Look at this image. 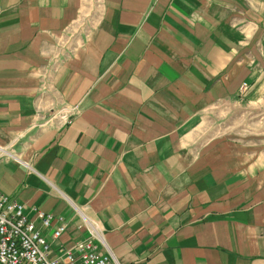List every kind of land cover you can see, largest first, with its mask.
<instances>
[{"label": "crops", "instance_id": "obj_1", "mask_svg": "<svg viewBox=\"0 0 264 264\" xmlns=\"http://www.w3.org/2000/svg\"><path fill=\"white\" fill-rule=\"evenodd\" d=\"M100 1L0 0V192L59 264H264V0Z\"/></svg>", "mask_w": 264, "mask_h": 264}, {"label": "built area", "instance_id": "obj_2", "mask_svg": "<svg viewBox=\"0 0 264 264\" xmlns=\"http://www.w3.org/2000/svg\"><path fill=\"white\" fill-rule=\"evenodd\" d=\"M100 0H91L89 15L92 9L100 6ZM85 21L89 26L91 17ZM244 88V87H242ZM62 124H69L70 119L61 116ZM42 228L50 225L49 214L36 212ZM58 221H61L58 219ZM65 225L59 222L51 232L53 239L58 238ZM98 234L94 224H88L86 237L75 243L74 254L65 251L66 264H109L106 254L98 251ZM49 242L44 238L34 222L24 215V205L0 192V264H59L58 258L49 257Z\"/></svg>", "mask_w": 264, "mask_h": 264}]
</instances>
